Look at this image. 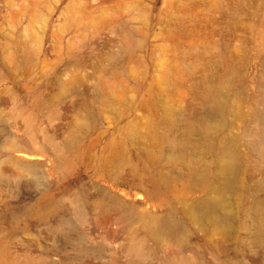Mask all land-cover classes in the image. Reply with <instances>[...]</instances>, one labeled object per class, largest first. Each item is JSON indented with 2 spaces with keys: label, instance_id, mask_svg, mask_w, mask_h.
I'll return each mask as SVG.
<instances>
[{
  "label": "rangeland",
  "instance_id": "374dc122",
  "mask_svg": "<svg viewBox=\"0 0 264 264\" xmlns=\"http://www.w3.org/2000/svg\"><path fill=\"white\" fill-rule=\"evenodd\" d=\"M260 219L264 0H0V264H264Z\"/></svg>",
  "mask_w": 264,
  "mask_h": 264
},
{
  "label": "bare ground",
  "instance_id": "6f19581e",
  "mask_svg": "<svg viewBox=\"0 0 264 264\" xmlns=\"http://www.w3.org/2000/svg\"><path fill=\"white\" fill-rule=\"evenodd\" d=\"M227 170L222 172L219 177L218 180L220 181V183L222 185H227L231 182L232 179V175H233V166L228 165V167L226 168ZM256 225L257 228L255 230H259L260 233H264V219H260L258 221H256Z\"/></svg>",
  "mask_w": 264,
  "mask_h": 264
}]
</instances>
